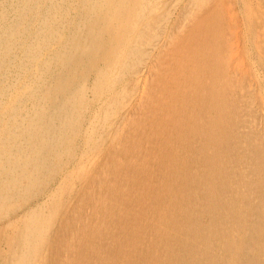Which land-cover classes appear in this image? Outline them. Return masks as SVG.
<instances>
[{"label": "bare ground", "instance_id": "obj_1", "mask_svg": "<svg viewBox=\"0 0 264 264\" xmlns=\"http://www.w3.org/2000/svg\"><path fill=\"white\" fill-rule=\"evenodd\" d=\"M0 264H264V0H0Z\"/></svg>", "mask_w": 264, "mask_h": 264}]
</instances>
